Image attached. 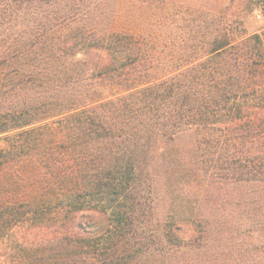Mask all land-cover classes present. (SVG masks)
Wrapping results in <instances>:
<instances>
[{"label": "trees", "instance_id": "1", "mask_svg": "<svg viewBox=\"0 0 264 264\" xmlns=\"http://www.w3.org/2000/svg\"><path fill=\"white\" fill-rule=\"evenodd\" d=\"M0 264H264V0H0Z\"/></svg>", "mask_w": 264, "mask_h": 264}, {"label": "rangeland", "instance_id": "2", "mask_svg": "<svg viewBox=\"0 0 264 264\" xmlns=\"http://www.w3.org/2000/svg\"><path fill=\"white\" fill-rule=\"evenodd\" d=\"M259 17H257V19L255 21H253L252 23H249V27H250V30H253L257 27H260V25L263 23V21H258Z\"/></svg>", "mask_w": 264, "mask_h": 264}]
</instances>
